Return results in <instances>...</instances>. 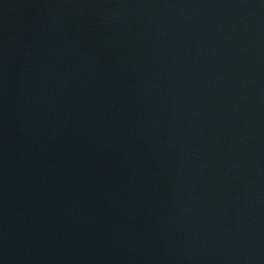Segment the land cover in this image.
<instances>
[{
	"label": "water",
	"instance_id": "water-1",
	"mask_svg": "<svg viewBox=\"0 0 264 264\" xmlns=\"http://www.w3.org/2000/svg\"><path fill=\"white\" fill-rule=\"evenodd\" d=\"M0 264H264V0H0Z\"/></svg>",
	"mask_w": 264,
	"mask_h": 264
}]
</instances>
